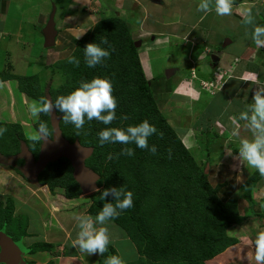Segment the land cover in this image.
Listing matches in <instances>:
<instances>
[{"label": "trees", "instance_id": "1", "mask_svg": "<svg viewBox=\"0 0 264 264\" xmlns=\"http://www.w3.org/2000/svg\"><path fill=\"white\" fill-rule=\"evenodd\" d=\"M129 30L126 21L120 17L100 19L78 40L70 54L80 61L78 67L67 62L69 55L51 67L55 69L54 66L60 65L67 77V83L55 92L50 91L53 102L58 96L70 94L81 82H89L94 77L108 78L117 99V119L111 125L96 120L88 121L85 117L83 129L77 136L74 125L65 124L61 118L60 128L69 142L78 140L81 145L93 149L85 165L99 176L96 184L102 189L90 196L93 203L88 213L91 216H96L105 202L114 203L111 195L106 201L100 199L104 189L123 187L125 191L133 193V207L121 212L110 223L126 230L139 252L148 257L147 264H163L156 263L162 260L173 264H205L206 260L236 243L235 239L227 236L226 231L239 226L244 218L239 217L233 202L222 203L218 199L217 190L209 185L206 174L200 170L178 134L160 113V106L151 89V80L144 75L134 46L135 40ZM102 38H106L112 46L100 45L110 51V57L95 68H89L84 61L83 49L89 43L100 44ZM30 78L32 76L21 79L28 82ZM32 87L29 85V88ZM21 90L25 91L26 88L21 87ZM27 91L32 95L29 89ZM56 111L63 116L58 109ZM125 115L129 118L122 120L121 117ZM40 116L38 122H45L51 132L48 114L41 113ZM144 120L157 129V134L148 140L149 148L156 146L155 154L137 148L135 144L100 145L98 133L104 128L126 129ZM6 128L7 132L0 140H5L8 145L2 146L3 142L0 141V152L11 156L18 152L19 140L24 137L14 125ZM160 133L163 134L162 138ZM126 147L133 148L135 154L131 157L119 155ZM30 150L33 155L37 154L38 145L31 146ZM109 154L113 155V159H107ZM38 180L40 185L48 186L52 192L55 188L62 189L66 199H77L81 195L72 177V168L64 158L47 165ZM13 206L9 197L4 203L0 201V231L18 242L27 236V232L17 220L11 221ZM52 249L50 244H34L28 247V253ZM109 255L118 256L112 246H108V250L100 256V264H104ZM47 264H53V261Z\"/></svg>", "mask_w": 264, "mask_h": 264}, {"label": "crops", "instance_id": "2", "mask_svg": "<svg viewBox=\"0 0 264 264\" xmlns=\"http://www.w3.org/2000/svg\"><path fill=\"white\" fill-rule=\"evenodd\" d=\"M146 1H149L151 5H149L148 2L139 3L138 0H60L58 8L55 6L52 8V10H55L54 17L60 12L59 27H56L58 34L53 48L57 49L60 44L61 46L58 50L62 54H67L68 56L75 48L78 40L100 19L113 17L121 18L122 12H126L127 10L135 12V7L139 8L140 6L148 13V15H154V11L159 12V14H156L158 15L159 20L155 19L152 23L150 22L146 24V16H144L145 19H143L144 14H142V10L139 9V18L143 19L139 26H150L149 29L151 28V30H149L150 33L148 37H144L150 42L144 43V41L140 40L141 45L137 49L144 75L147 79L151 80V89L153 93L155 96L161 95L163 98L162 100H158L159 106L162 107L167 99H169V103L175 105L172 109L173 112H175L174 109H189L191 103H193V105L197 104V107L202 105L201 102H204L205 104L212 103L217 97V94H222L224 101L227 103L225 108L219 110V113L213 119V126H211V128H213L215 132L213 133L214 139L209 140V145H207V141H204L206 145L205 149L210 150L213 156L212 163L208 164V173L206 176L209 185L217 190L218 199L222 203L233 202L237 214L239 217L244 218V221L239 226H233L227 229V236L235 239L236 243L214 258L209 259L206 264H256L254 259L255 246L251 245L250 241L255 240L258 232L264 231V207H262L264 206V177H261L255 168L249 167L246 163L240 162L238 159L240 141L242 139L251 140L252 134L244 127V122L238 120L239 112L235 109H230L229 103L232 99L239 100L240 98H243L240 99L243 103V100H245V93L247 94V98H250L252 102V96L257 90L258 84L264 85V48L258 49L255 44L251 42L252 44L247 45L240 54H235L233 57H225L222 53L226 51L225 47L227 48V45H230L231 41L224 38L225 41H220L219 44L220 50L222 48V51L220 52L221 55H219L221 57L215 58L214 61L212 60L214 65H209L211 59L208 58L206 51L207 49H210V47H205V40L191 36V32L197 29L196 24L199 22L200 18L192 23L184 21L189 14L190 3L187 2V0L183 2V6H185L186 9H179V12H177L183 20L176 19L174 21V16H172V14L174 11H178L175 10L177 0ZM40 2L41 4H38L35 9L37 10L35 20L44 25L47 21V12H52L50 9L52 2H50V0H40ZM12 3L17 7H20L21 5L19 0H13V2L11 0H0V23L3 16L8 17ZM54 4L56 5L55 2ZM170 5H173L174 7H169ZM256 6L260 7L257 8ZM263 6L264 0H234L231 15L223 17H228L229 22L233 19L240 25L242 24V15L248 9H251L256 24L260 26L261 24L259 22L264 21ZM218 17L221 18V16ZM63 22H71L72 27H61L60 25ZM173 22L178 25L176 34L169 32L171 28L169 24ZM184 25H191V28ZM181 26L188 28V30L186 31L184 29L181 31ZM154 27L160 30L165 28L166 34H163L164 37L161 36L162 33L155 34L151 32ZM234 28H237V25L234 26ZM248 29L250 30L251 28L249 27ZM0 34L2 39L11 35L5 31H1V29ZM154 36L160 37L156 38ZM77 37H79V39H77ZM177 40L186 41V43L192 44L191 46L193 49L196 48L201 56L196 55V57L194 56L193 59H190L187 64H183L186 56L182 53L179 54L182 50L179 43L177 47H175L174 41L177 42ZM206 41L208 42V39ZM157 42H163V45L157 47ZM211 45H213L212 42ZM154 59L160 60V63L155 65ZM169 64H178V66H175L176 70L174 69L168 73L169 76H164V80L166 79L165 82H163L164 80L158 82V80L154 78L153 73ZM247 73H255L258 84L252 83L251 81L245 82L244 77ZM173 75L176 76L175 79H172ZM196 81H205L206 83L211 84L214 91L210 90L211 87H208V90L203 88L200 90L196 89ZM184 86L188 87L187 89L190 93L177 91L174 93L175 89L178 90V88ZM15 91L18 93L12 91V99L6 98L7 95L2 96L0 94V102L1 99H3V103L2 105L0 104V106L4 107L3 110H0V124L6 123L10 124L8 126H16L18 130L21 131L25 141L34 144L31 136H33L32 132L37 133L36 127L34 126L36 122L35 118H33L28 109H25V106H28L29 103L26 102V104H24L19 102L22 99V97H20L21 95H23L24 99L27 96H25L16 86ZM202 92L207 93L208 96L203 95ZM246 108L247 107H245L244 110ZM233 117H236L237 119L234 121L232 119ZM211 121L212 120H209V122ZM197 125L198 126H194V131H186L187 128L180 133L186 138H189V135L191 134L196 135L197 132H199V129L203 130L204 127L199 124ZM234 131H237L238 135H233ZM190 138H192V136ZM185 140H189V142L191 141L190 139ZM2 180L17 183L21 188L20 190L27 194H36L35 191L40 193L43 192L44 194L46 192L39 191L41 187L37 188L38 186L29 178L22 174L19 175L8 167L3 156L0 158V182ZM73 200L79 201L80 199ZM64 215L66 217H62V219L65 222L63 225H65L66 230H63L62 233H57L56 230H51L49 232L46 230L43 235L44 239L42 237L43 244H50L53 246L52 251H36L34 253H28L27 257L24 256L26 264H47L49 261H53V264H100L101 255L99 253L87 255L86 253L80 252L78 248H74L72 244L79 231V228H76V217L80 215L91 216V214H89L88 211L85 213L74 211L65 213ZM59 218L60 217H58V219ZM58 219H56L57 222ZM242 226L250 228L248 231L250 236H247L248 233L241 232L243 231ZM120 232L121 231L116 229V235H120ZM48 233L51 234L48 235ZM252 233L254 237L252 236ZM61 236L65 238L61 239ZM119 241L120 240H115V236H111L110 231V243L108 246H112L117 252L116 246L114 247V242L117 244ZM34 244L40 243H31L29 244V247ZM126 244L131 245L130 242H126ZM126 244H123L122 246L126 247ZM26 249L28 250V247ZM132 250L134 251V254L132 255L131 260L136 258L135 249L133 248ZM125 254L126 252L122 254L123 258L121 259L130 262V259L124 258Z\"/></svg>", "mask_w": 264, "mask_h": 264}, {"label": "rangeland", "instance_id": "3", "mask_svg": "<svg viewBox=\"0 0 264 264\" xmlns=\"http://www.w3.org/2000/svg\"><path fill=\"white\" fill-rule=\"evenodd\" d=\"M11 1L13 2V0ZM138 1L139 3L148 2V4L151 5V3L146 0H138ZM185 1L186 0H182V1L177 0L175 5V10L178 11L176 12L174 11V13L172 14V16H174L173 17L174 21L176 19H182L181 16L177 14V12H179V9L180 10L186 9L185 6H183L184 5L183 2ZM19 2H21L20 7L19 6L17 7L16 5H14V3H12L8 17L3 16L1 18V23H0L1 31L3 32L5 31L11 35L8 37H4L2 39L0 34V77L2 78L1 81L3 82L6 81L5 87L3 89H0V94L2 96L7 95L6 98L12 99L13 98L12 91L17 92L15 91V86L18 87L20 90L21 87L26 88L25 91L22 90L21 91L25 96L29 98L25 97L24 99L23 95L21 96L19 95L20 97H22L21 101L19 102L24 104L28 102L30 104L34 100L39 101L42 97L47 98V96H51L50 91L55 92L59 87H62L65 82L67 83V77L60 69V65H57L56 67L54 66L55 69L51 68L53 67V65L57 64L56 63L57 61L65 58L67 54H62L58 50V48L61 46L60 44L58 45L57 49L56 48L45 49L43 47L42 28L44 27L45 24L42 25L41 23H38L35 20L37 14V10L35 9L37 8L38 4H41L40 0H19ZM50 2H52L53 4V5L51 4V8H50L52 10L54 6L58 8V4L60 3V0H50ZM54 2L56 3V5L54 4ZM187 2L190 3V9H189V14L184 19V21L188 23H192L200 18L199 22L196 24L197 29L191 32V36L198 37V39L201 40H205L204 42L205 47L209 46L210 48H216L219 46L220 41L221 42L225 41L224 38L229 39L231 41V44L227 45V48L225 47L226 51L223 52L222 55L225 57H233L235 54H240V52L247 45L252 44L250 38L248 39L244 38L246 29L243 24L239 25V23L235 22V20L233 19L229 22L228 17L224 18L223 16H221L220 18L217 16L214 10L208 14H205L203 12H198L197 5L200 2V0H187ZM169 7H174V6L170 5ZM139 9L142 10V14H144L143 19H145L144 16H146V20H145L146 24L150 22L152 23L153 20L155 19L159 20L158 15H156L159 14V12H155L153 10L154 15L152 14L148 15V13L145 12L140 6L139 8L138 7L134 8L135 12L130 10H127L126 12H122L121 18H123L126 21L128 27H130L129 31L131 33L132 38L135 41L141 40L144 41V43H149L150 41H148L147 38L144 37H148L150 33L149 30H151V28L149 29L150 26H145V25L139 26L140 23L143 21V19L139 18L140 15ZM133 14L136 16V18ZM49 15L50 13L47 12L46 20L48 19ZM54 21L56 27H59L60 12H58L57 15L54 17ZM259 23L261 24L260 26H264V21ZM71 25H72L71 22H65V23L63 22L61 23L60 26L61 27L68 26L70 28L72 27ZM236 25L237 28H234V26ZM169 26L171 27L169 32L176 34L177 33L176 30L178 28L177 23L174 22L170 23ZM184 26H189V28H191V25H184ZM184 26H181V31L184 29L186 31L188 30V28H185ZM247 30L249 32L251 31V29L250 30L247 29ZM151 32L155 34L162 33L161 36H163V34H166V29L163 28L162 30H160L154 27ZM154 37L159 38L160 36H154ZM207 39L208 42L206 41ZM163 42H157V47H161L163 45ZM211 42L213 43V45H211ZM178 43L180 48H182L181 51L179 50L180 51L179 54L182 53L186 56L183 64H187L190 61V59H193L194 56L196 57V55L201 56L199 55L198 50L196 48L193 49V47L191 46L192 44H188L186 43V41L177 40V42L174 41L175 47H177ZM218 55L221 54L218 53ZM154 60L156 62V63L154 62L155 65H158L160 63V60L157 59ZM175 66H178V64H169V65H165L161 69H158L156 71L154 70L155 71L153 73L154 78L158 80V82L164 80V76L166 75L167 70L173 71L175 69ZM175 75L172 76V79L176 78ZM30 76H32V78H30L28 82H25L23 80L25 77H30ZM172 79H168V80H172ZM165 81L166 79L163 82ZM204 82L205 81H201V82L196 81L197 83V85L195 84L196 89L200 90L201 88L206 87L205 85H207V83ZM29 85L33 86L32 89L29 88ZM209 87H211L210 88L211 91H214V88L212 86ZM187 88H188L187 86H184L182 88H178V90L175 89L174 93H176V91L190 93V91ZM27 89L31 91L32 95L28 93ZM202 93L203 95L208 96L207 93L205 92ZM156 98L157 101L163 99L161 95L156 96ZM240 99L239 100L232 99V101H230L229 103L230 109H235L240 113L242 110H244L245 107H247V104L251 102L250 98H247L248 100H243V103L240 101ZM169 101L170 100L167 99L165 104L159 108L160 113L162 114V116H164L167 119V121L175 130V132L178 133L179 138L182 139L181 140L182 143H184L185 147L188 148L191 157L197 163L200 170L201 171L203 170L204 173L207 166H209L208 164L212 163V157H213L212 152L208 149L207 150L205 149L206 145L204 141H207V145H209V140L214 139L213 133L215 132L214 129L211 128V126H213V121H214L213 119L215 116H217L219 110L225 108L227 103L224 101L222 94H217V97L212 101V103L210 102L211 104L210 103L205 104L204 102H201L202 105L197 107V104L193 105V103H191L189 109L179 108L176 110L174 109L175 112H173L172 109L173 107H175V105H172L171 103H169ZM2 103H3V99H1L0 104L2 105ZM1 109L3 110L4 107L0 106V110ZM25 109L27 110L28 106H25ZM33 118H35V121H37L35 122L34 126H39L40 122H38V118L39 119L41 118L40 114L39 116ZM209 120L212 121L209 122ZM197 124L204 127L203 130L199 129V132H197L196 135L190 133L191 135H189V138L188 137L186 138L184 135L182 136V133H180L181 131H184L187 128L188 129L186 131H194L193 130L195 129L194 126H198ZM0 125H2L3 128H6L10 124L1 123ZM0 128L2 127L0 126ZM49 133L50 135L48 136V138L51 139L52 129L51 132L49 131ZM34 134L36 133L32 132V135ZM191 136L192 138H190ZM185 139H190L191 141L189 142V140H185ZM0 141L3 142L2 146H5L6 144L8 145V142L6 143L5 140H0ZM37 179H39V176H37ZM0 183H1L0 201H2L3 203L6 202V197L11 198L13 201L14 209L13 212L11 213V221L17 220L18 224L20 223L22 224L23 227L25 226L24 230L27 232V236H25L21 240H17L18 241L17 243L23 244L26 248L29 247V244L31 243L33 244L38 242L41 244L43 242L42 237L45 234L46 230L47 232L51 230H56L57 233H62L63 230H66L65 225H63V223L65 222L62 219V217H66L64 214L74 211L85 213L86 211H88L89 206L92 205L93 203L91 201L90 196L98 192V191H93L88 194H83L82 196L80 195L79 198H77L80 199L79 201L77 200L69 201L67 199H64L65 197L63 196V190L60 188H55L53 193L52 192L47 193V191L45 192V189L42 190V188H40L39 191H44L45 194L43 192L40 193L38 191H35L36 194L34 193L32 195L31 193L27 194L22 192L20 190L21 188L19 187V185H17V183H13L8 180H2ZM98 189H100L101 191L102 188L98 187ZM58 217H60L61 219L60 218L58 219ZM56 219H58V222ZM97 226L99 227V225ZM107 227L109 228V232L111 231V236L112 237L115 236V240L117 241L120 240L117 244L114 242V247L116 246V250L120 258H123L122 254L126 252L124 258L125 259L128 258L131 260L132 255L134 254V251L132 249L133 248L135 249L136 258L131 260L130 262L124 261L125 264H147V261H149L148 257L145 254L139 252L138 247L134 244L132 240H130L125 229L120 228L110 222L108 223ZM76 228H78V226H76ZM116 229L118 231H121L120 235H116ZM242 229L243 231L241 232L248 233L247 236H250L248 232L250 228L246 226L245 227L242 226ZM50 234L51 233H48V235ZM252 236L254 237L253 233ZM49 238L51 239L50 236ZM60 238L62 239L65 237L61 236ZM126 242H130L131 245H127ZM123 244H126V247L122 246ZM27 254L28 252L24 256L27 257ZM207 261L208 260L205 261V264ZM156 263L173 264L171 261L168 260H162L161 262H156ZM174 264H178V263H174Z\"/></svg>", "mask_w": 264, "mask_h": 264}, {"label": "clouds", "instance_id": "4", "mask_svg": "<svg viewBox=\"0 0 264 264\" xmlns=\"http://www.w3.org/2000/svg\"><path fill=\"white\" fill-rule=\"evenodd\" d=\"M233 3L234 0H200L197 5V11L208 14L214 10L218 16H227L232 13ZM242 24L246 29L244 38H250L258 49L264 48V26L256 24L251 9H248L242 15ZM249 27L251 28V32L247 30ZM77 39H79V37H77ZM102 44L112 48L108 40L102 38L100 44L89 43L83 49L84 61L87 67L95 68L97 65L102 64L106 58L110 57V51L102 48L100 46ZM112 50L114 51V49ZM206 53H208V51H206ZM67 62L77 67L80 64V61L73 55L67 57ZM244 80L245 82L251 81L252 83L258 84L255 73H247ZM4 87L5 82L0 81V89ZM203 89H207V86ZM51 99L42 97L39 101H32L28 105L30 114L33 117H37L41 113L47 115L51 113L53 108H56L59 112L63 113L61 118L65 124L74 125L77 130V136L80 134V130L83 129L85 117L88 121L96 120L104 125H111L117 119V99L113 95V85L108 78L94 77L89 82H81L80 86L70 94L58 96L54 102ZM244 99L247 100L246 93ZM128 118L127 115L121 117L122 120H127ZM232 119L235 121L237 118L233 117ZM238 120L243 121L244 127L252 134L251 140L242 139L240 141L238 159L240 162L246 163L249 167L255 168L259 175L264 177V85L258 84L257 90L252 96V102L248 104L245 110L239 113ZM36 131L37 133L31 136L34 144L27 143L25 139H20L19 150L21 143H25L29 150L31 146L37 144L38 153L36 157H38L41 144L40 140H44L49 136V130L47 124L41 122L39 128L36 127ZM6 132L7 128H0V137ZM154 134H157L156 127L151 125L148 120H144L140 124L128 126L126 129L106 127L98 133V137L101 146L105 143H118L122 145L135 144L137 148L146 149L155 154L157 151L156 146L153 145L149 148L148 144L149 137ZM233 135H238V132L234 131ZM162 136L163 134L160 133L161 138ZM134 154L133 148L126 147L121 150L119 155L131 157ZM12 156L13 155L9 156V159H11ZM33 157L35 156L33 155ZM107 159H113V155L109 154ZM14 160H20L24 164L22 159H13V162H15ZM13 162L11 166H8L7 163L6 165L12 169ZM20 169L21 168H19V171L12 170L21 175ZM37 181L39 180L37 179ZM37 186L45 189V191L49 193L52 192L46 185L39 184ZM95 191L100 192V189H95ZM110 195L114 197V203L105 202L95 217L90 215H80L76 217L79 231L72 244L73 247L78 248L80 252L86 253L87 255L99 253L103 256L108 250V245L110 243V232L107 227L108 223L118 218L121 212L133 207V193L131 191H125L123 187L107 188L101 192L100 199L106 201L107 197ZM97 225H99V227H97ZM250 244L255 246L254 259L256 264H264V231L258 232L255 240L250 241ZM104 264H125V262L119 256L113 255L109 256L104 261Z\"/></svg>", "mask_w": 264, "mask_h": 264}, {"label": "water", "instance_id": "5", "mask_svg": "<svg viewBox=\"0 0 264 264\" xmlns=\"http://www.w3.org/2000/svg\"><path fill=\"white\" fill-rule=\"evenodd\" d=\"M54 14L55 10L53 9L42 28L43 47L45 49L53 48L56 43L58 31L54 21ZM140 45V41L134 42L136 48H139ZM215 57L216 56H213V61ZM170 71L171 70H167V76H169L168 73H170ZM47 98L51 99V96H47ZM48 116L50 127L52 129V137L51 139L47 137L44 140H40L41 144L37 160H34L33 154L25 143H21L19 152L11 158L23 160L24 164L20 169L21 173L37 185H39L37 176L43 171V169L49 163L64 158L69 162L72 168V177L78 184L81 194H88L95 191V189H98L96 182L99 179V176L85 165V161L92 155L93 149L81 145L78 140L71 143L63 137L62 131L59 127L61 115L56 113L55 108L51 110V113L48 114ZM207 172L208 166L204 173L207 174ZM27 251L28 250L22 244L13 241L8 234L2 231L0 232L1 264H26L24 255Z\"/></svg>", "mask_w": 264, "mask_h": 264}, {"label": "flooded vegetation", "instance_id": "6", "mask_svg": "<svg viewBox=\"0 0 264 264\" xmlns=\"http://www.w3.org/2000/svg\"><path fill=\"white\" fill-rule=\"evenodd\" d=\"M207 51H208V53H207V55H208V58L209 59H211L210 61H209V65H214V63H213V61H212V58H213V56H216L215 58H219V57H221V56H219L218 55V53H220L221 52V50H220V46H218V47H216V48H210V49H207ZM214 58V59H215ZM212 61V62H211ZM16 153H18V152H16ZM16 153H14V154H16ZM1 156H3L4 157V161L8 164V166H11L12 165V162H13V159L11 158V159H9V156H6V155H3L1 152H0V158H1ZM34 158H35V160L37 159V154H34ZM3 159V158H2ZM15 162H13L14 164H13V166H12V169H14V170H16V171H19V168H22V166H23V163H22V161H20V160H14ZM19 174V173H18ZM20 175V174H19ZM39 176H40V174H39Z\"/></svg>", "mask_w": 264, "mask_h": 264}, {"label": "built area", "instance_id": "7", "mask_svg": "<svg viewBox=\"0 0 264 264\" xmlns=\"http://www.w3.org/2000/svg\"><path fill=\"white\" fill-rule=\"evenodd\" d=\"M204 84V83H203ZM205 85V84H204ZM205 86H207V88L209 87V86H212L211 84H207V85H205Z\"/></svg>", "mask_w": 264, "mask_h": 264}]
</instances>
